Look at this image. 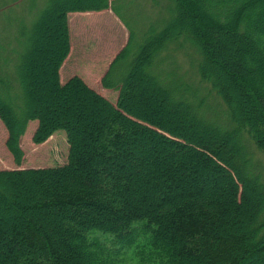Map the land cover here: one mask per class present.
Returning <instances> with one entry per match:
<instances>
[{
  "label": "trees",
  "instance_id": "trees-1",
  "mask_svg": "<svg viewBox=\"0 0 264 264\" xmlns=\"http://www.w3.org/2000/svg\"><path fill=\"white\" fill-rule=\"evenodd\" d=\"M43 1L28 24L6 13L18 0H0V117L18 165L30 120L36 143L63 128L71 147L63 165L0 170V264H127L107 256L141 234L132 256L152 264H264V0H165L169 17L133 45L132 34L102 80L116 104L60 75L68 14L116 4ZM70 99L77 111L64 112Z\"/></svg>",
  "mask_w": 264,
  "mask_h": 264
},
{
  "label": "rangeland",
  "instance_id": "rangeland-1",
  "mask_svg": "<svg viewBox=\"0 0 264 264\" xmlns=\"http://www.w3.org/2000/svg\"><path fill=\"white\" fill-rule=\"evenodd\" d=\"M18 1V5L17 3L10 4L11 8L7 10L6 13L8 14L9 18H22V20L28 24L33 20V18H35V15L38 16V14L43 11L45 6L43 0L36 2L34 9H31L29 4L26 6L25 4L27 2H25V0ZM110 3L116 4V7L124 17L123 18L120 13L118 14L119 18L123 22L115 15L112 9L102 10L100 13L97 11H88L68 14L69 30L72 36L71 51L61 66L60 75L61 82L64 86L68 81L70 82L72 78L79 77L83 79L88 84V86L95 89L96 91H100L102 95L112 100V102L116 104L118 102L116 98V92L118 91L114 89H105L102 85V80L108 73L112 62L118 56V54H120L122 50L126 48L128 42L130 41V37H132V34L133 40L131 43L133 45L134 41H142L145 33L149 31L150 25H158V23L163 21L166 17H169V13L163 8V6L166 5L165 0H159L158 6L155 5L154 0H110ZM125 5L130 7L131 12L125 11ZM100 22L109 23V25L112 27L107 28L106 26H103V23ZM97 23H99V25L96 26V29L99 27V32H101L98 36L91 32V29ZM122 23L127 27V29ZM8 24L13 28L11 30L13 31L14 25L9 22ZM45 36H43V43L38 45V50L42 49V47L45 48L48 43L50 44L52 42V33L47 38ZM13 45L16 48H19L15 43H13ZM22 52H24V49ZM181 53H184V55L186 54L185 52H180V54ZM178 55L176 56L177 68L174 67L173 70L177 77L181 79H187L189 78L188 74L191 71L192 63L188 58H185V56ZM13 58L16 59V56H13ZM112 79H110V81H112ZM47 82L50 83V81ZM51 84L54 85L53 82H51ZM146 87V84H141L138 86L140 89H145ZM38 93L39 94L37 95L39 96H43L46 99L51 97L53 100L50 92L46 94L45 92L38 90ZM58 99L59 100H56L61 101L59 97ZM67 105L68 107L62 106L64 112L77 111L75 109V107L78 105L77 101L70 99L68 100ZM213 106L215 107V104H213ZM82 107H84V105ZM55 110L60 111V107L57 106ZM179 120L180 117H178L177 120H173L172 125H176ZM37 126V121L30 120L27 129L23 133L21 146L24 150L25 156L22 164L18 165L15 163V159L6 145L8 140V131L5 123L0 117V170L19 169L24 167H54L68 163L69 149L71 144L68 142L69 134L67 131L63 128H60L44 142L36 143L34 135L36 134L35 132L37 131ZM81 130V136L82 134L85 136V134H87L89 131L85 128H81ZM187 153L188 150L184 154V157L187 155ZM208 174L211 175L213 172L208 171ZM230 177L232 178V175ZM143 223L144 222L141 224ZM99 237L109 247H113L111 240H109L107 236L99 235ZM144 242H146L145 235L141 234L137 244L128 250L126 249L122 253H118L117 249L115 251H110L107 259L113 260V257L115 258L114 255L118 254L120 259H125L126 261L129 257H131L132 261H127V264H152V262L157 261L158 257H149V255L146 256L145 254L132 256V253H139V247Z\"/></svg>",
  "mask_w": 264,
  "mask_h": 264
}]
</instances>
